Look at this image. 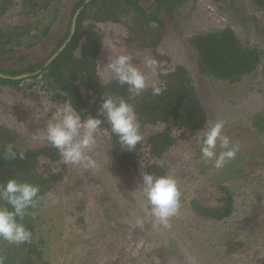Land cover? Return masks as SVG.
I'll list each match as a JSON object with an SVG mask.
<instances>
[{
	"label": "trees",
	"instance_id": "obj_1",
	"mask_svg": "<svg viewBox=\"0 0 264 264\" xmlns=\"http://www.w3.org/2000/svg\"><path fill=\"white\" fill-rule=\"evenodd\" d=\"M85 1L0 0V74L17 77L42 70L38 76L20 81L0 78V96L6 92L7 97L28 99L35 89L50 98L53 96L61 105L69 100L82 118L91 115L101 119L99 109L104 95L124 98L136 109L142 141L132 152H127L111 134L106 121L101 127L109 138L112 160L122 174L141 165L143 173L167 175L164 159L185 146L184 143L195 146L198 159L202 158L200 141L210 123L199 99L196 81L184 66L173 65L168 54L159 49L167 31V18H177L183 8L198 0H90L78 16L71 42L45 67L69 38L74 16ZM249 2L256 12L264 13V0ZM106 24L121 26L123 47L129 53L158 62L155 84L162 88L159 95H153L152 88L135 95L115 78L105 81L100 76L99 60L107 41L102 26ZM186 43L188 51L194 55L198 73L215 89L219 87L223 96L229 85L253 81L261 74L263 52L243 44L229 27L208 28L190 36ZM0 103L4 105L5 101L0 98ZM250 120V126L229 125L224 130L231 141L239 145V152L236 159L217 170L215 176L217 180L225 179L224 174L230 176L228 180H239L261 172L255 178L254 188L261 191L256 203L259 204L256 215H260L257 232L264 239V216H261L264 212V142L260 136L264 134V111ZM12 130L8 125L0 126V184L16 179L38 185L42 194L51 193L62 185L68 169L59 151L47 143L23 145ZM9 145L17 153L24 152L25 158L7 159ZM222 182H216L213 191L204 190L210 205H203L197 199L191 201L190 208L196 216L220 222L233 215L236 195ZM46 202L30 209V214L21 221L33 233L30 242L17 245L0 240V255L6 257L5 264H50L45 259L44 242L37 235L36 222ZM108 231L114 232L113 228ZM203 241L209 243V240ZM218 243L224 253L216 255L221 264H255L256 260L247 254L251 250L249 242L224 236ZM262 251L264 247L258 252Z\"/></svg>",
	"mask_w": 264,
	"mask_h": 264
},
{
	"label": "rangeland",
	"instance_id": "obj_2",
	"mask_svg": "<svg viewBox=\"0 0 264 264\" xmlns=\"http://www.w3.org/2000/svg\"><path fill=\"white\" fill-rule=\"evenodd\" d=\"M181 11L177 18H167V31L159 46L160 51L168 54L173 65H182L193 74L210 124L222 120L224 130L229 125L250 126V118L264 111V13L256 12L249 0H198ZM224 27L234 31L243 44L262 51L263 63L256 79L229 85L223 96L219 87L215 89L198 73L186 41L208 28ZM102 30L107 41L98 72L105 81L114 78L107 68L109 57L115 59L121 54L132 57V63L149 77L150 85L158 80L156 71L153 73L146 66L147 57L141 55L138 58L123 47L121 26L106 24ZM7 96L6 92L0 96L5 101L4 105L0 103V126L13 128L23 145L44 144L34 140L32 135L45 127L56 109L42 119H37L36 114L43 111L44 98L49 108L51 102L57 106H62L61 103L35 89L28 99ZM30 101L35 107L27 104ZM260 136L264 142V134ZM184 145L170 153L163 162L168 167L167 173L178 181L181 204L179 214L171 218V226L165 228L150 215V205L139 188L143 167L139 165L124 174L118 171L112 160L107 133L100 131L97 143L89 153L97 167L85 170L66 164L68 174L65 180L51 192V198L37 215V235L44 242L45 259L50 264H221L216 255L224 253L218 247V241L227 236L249 242L251 250L247 254L256 260L255 264H264V252H258L264 247V239L257 232L260 215H256L261 191L254 188L255 178L261 172L249 179L228 180L226 178L230 176L224 174L225 179L219 177L217 180V170L211 163L198 159L197 148H192L190 143ZM225 180L228 181L222 182ZM216 182L225 183L236 195L235 212L220 222L198 217L190 208L191 201L196 199L203 205H210L204 190L213 191ZM110 228L113 233L108 231ZM203 240H209V243Z\"/></svg>",
	"mask_w": 264,
	"mask_h": 264
},
{
	"label": "clouds",
	"instance_id": "obj_3",
	"mask_svg": "<svg viewBox=\"0 0 264 264\" xmlns=\"http://www.w3.org/2000/svg\"><path fill=\"white\" fill-rule=\"evenodd\" d=\"M146 66L155 73L158 62L147 58ZM107 68L119 85H126L130 93L140 95L149 87L152 88L153 95L162 92V88L155 83L149 84V77L132 63V57L129 55L121 54L115 59L109 57ZM42 103L43 111L37 112V119L46 117L53 108L56 110L51 119L47 120L45 127L38 129L32 138L57 149L66 164L85 170L97 167L96 161L89 153L96 145L105 121L110 126L111 134L118 138L121 146L128 149L127 152H132L143 139L136 109L122 97L110 95L102 97L99 113L103 119L91 115L82 118L69 100H66L62 106L51 102V108L45 104V98ZM27 104L35 107L31 101ZM224 129L225 122L218 120L203 131L200 141L202 159L206 163H211L216 170L223 169L230 161L235 160L239 152V145L231 141L224 133ZM17 156L24 159L25 153H17L9 145L6 149V158L15 160ZM141 176L142 184L139 188L150 205V215L161 226L170 227L171 218L179 214L181 206L178 181L170 174L155 176L142 173ZM51 196L50 192L42 194L38 185L21 183L16 179L0 184V202H2L0 203V240L17 245L30 242L33 233L21 221L30 214V209L37 208ZM5 260L6 257L0 255V264H5Z\"/></svg>",
	"mask_w": 264,
	"mask_h": 264
},
{
	"label": "water",
	"instance_id": "obj_4",
	"mask_svg": "<svg viewBox=\"0 0 264 264\" xmlns=\"http://www.w3.org/2000/svg\"><path fill=\"white\" fill-rule=\"evenodd\" d=\"M90 2V0H86V2L84 3L83 7L81 9H79L76 13V15L74 16V19L72 21V26H71V31H70V35L69 38L67 39V41L64 43V45L59 49L58 53H56L54 56H52L46 63L47 67L49 64H51L64 50L65 48L68 46V44L71 42L73 35L76 31V23H77V19L79 14L81 13V11L86 7V5ZM42 72V70L34 73V74H26V75H21V76H17V77H9V76H5L3 74H0V78L2 79H6V80H14V81H20V80H25V79H29L31 77L34 76H38L40 73Z\"/></svg>",
	"mask_w": 264,
	"mask_h": 264
}]
</instances>
